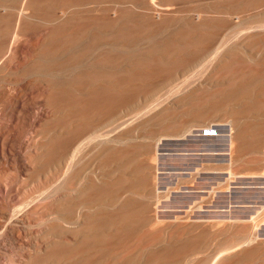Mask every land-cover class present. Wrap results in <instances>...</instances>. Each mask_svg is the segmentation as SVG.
<instances>
[{
  "label": "rangeland",
  "instance_id": "obj_1",
  "mask_svg": "<svg viewBox=\"0 0 264 264\" xmlns=\"http://www.w3.org/2000/svg\"><path fill=\"white\" fill-rule=\"evenodd\" d=\"M114 1H115V3H113V0H93V1L91 0L90 2L87 3L89 5L86 4L88 7H86L85 5L83 7H82V5H75L76 7L78 6L77 8L75 6L74 7L71 6V9L75 8L74 11L76 13L78 11H80L82 8V11L78 13L77 18H79L82 15V13L84 12L83 10L86 7L85 11H87L88 15H90V19L86 18V20H87L86 23L91 22V24L89 23L90 26L87 23V28H88V26L91 28L87 29V32H89V33L87 34V32H86V35H88V36H85L84 39H85V41L86 40L88 41L89 38H92L91 39L92 45L89 43L90 40L88 42L86 41L85 43H84V39L82 40L83 42L80 41V43L82 42L81 44L79 43L78 46L75 45L72 48L73 50L72 49L70 50L72 52H70V51H68V52H70L71 54L74 53V55H72V58H73V56H75L74 58H77L81 52L77 51L76 49L77 48H78V50L81 49V51H83V52L85 51V53L86 52L87 53L86 54L83 53L85 56L82 54H80V56H82V58L84 57L85 60L86 59L87 60L85 61V60H83L84 58L82 59L79 56V59L81 58V60H83V61H81L77 58V61H78L77 65L78 66L76 65V67H74V69H72L73 67L71 69H67V70H66V68H63V69H60V73L58 72L59 71L58 69H55L56 71L52 70L50 73H48L49 75L44 74V72H42L41 70L37 71L36 68H35L36 69L35 70L32 67L33 66L32 61L34 62L36 60L34 62L35 64L38 62L37 64H43L44 63V64H47V65L54 67L55 65H57V60L59 58L61 59V57L60 56L58 57L57 55L47 56L48 54H45L44 52L42 53V50H44V48H43L44 47L43 46V38L45 35L44 33H46L45 31H47L48 29H50L51 27L56 25L58 23V21H53L54 24L52 22H51L52 23L51 24L50 21L48 22L47 20L44 21L43 15L40 13H36V12H41L42 10H38V9L35 10L34 9L36 11L35 12L36 16L33 17V15H31V16H29V18L26 17V19H28L27 21H30L29 24L27 23V21H26V23L28 25H31L32 27L36 26V28L35 27L31 28L32 29V30H30L31 33L25 32L26 35L23 34V35H21L22 37L19 38V40L22 41L20 52L22 51L23 55H22V53H20L21 55L18 58H24L25 59V60L24 59L22 60L23 64H20V65H24L25 67L19 66V67H21L20 68L21 70H19V67H18L16 72L13 70V71H10L11 73H7V76L9 75L8 76L9 78L7 76H5L6 75V73H5L4 75H2V77L4 76L5 79L3 78V80L2 79H0V80L8 88L11 87L9 89H12L14 87V89H12V92L15 93V90H16L17 94L23 92L24 94L28 93L30 95L31 91L29 93V91H28L29 89L27 87L24 88V83L28 79H31L32 77H34L35 78L34 83H37L38 80H40L42 77L51 76L54 72L58 73L59 76L61 75L60 76L61 79L63 76H65V77H66V75L68 76V74H71L70 76L72 77L73 72L76 76V74H79L76 71L78 69L80 70V68L83 69V67H84L83 71L84 70L86 71V69H87L86 72H88V69L92 70V71L90 70V72H91L90 79L91 80H92V78L93 79L96 78L95 82H94V80H92L94 84L92 83V81H90L89 86L91 87V85L93 86V85L98 83L97 84L98 86L95 85L94 87H91V88L100 87L97 89H101V87H103L104 85L110 84L111 83L110 81L113 80L112 81L113 83H111L109 85L111 87V89H110V87H108V89H107L108 91L111 92V90L115 87L114 88L115 90H112L111 93H114L113 91L118 90L117 92L119 94H121L122 93V92L120 93V90H121V91H124V92H127L130 94V96L128 94L127 97L126 96L124 97L125 99L128 98L127 100L124 99L123 101L120 102V104L122 103L121 108L118 107V112L121 111V113L123 114V119L125 118L124 119L125 122L118 127L119 129H120V127H121V129H125V130L120 129V131H123V132H121V135L123 134L124 136L120 135L119 129L117 128L116 129L117 132H116V130H113L109 133L110 135H113L112 137H114V138L116 137V141H113V142L105 141L106 143H104V141H103V143H102V144L106 145V144H108V142H110L112 144L117 142L112 147H110L111 146L110 143H109L110 146L107 145L108 148H111L110 149L111 151L113 150L112 148L116 147L114 149L115 153H114V151H113V153L111 151L109 153V150L106 149V150H104V153L107 151L105 153V155H104V153L102 154L105 157L103 156V158H102L101 157L102 155H99V150H97L98 147H96V149H95V147H93L95 150L98 151V153H95L97 151L92 149L93 154L91 155L92 152L89 149L88 152L90 154L88 153V156H86V158H87V159L85 158L86 162H84L85 160L83 159L84 160V161L82 160L83 163L81 162V165L78 163V166H76V167H81V166L86 165L85 167L87 169V172L89 170H90V173L93 172L91 174H89V172H88L89 181H88L87 185L90 183L93 184L94 182H95V184H97L99 181H97V177L95 176V175H97L96 172L98 170L99 171L102 170L101 172H103V174H105L103 176L105 178H107V180L104 181V182H106L105 185H107V182H109V186L111 185L113 187V185H114V187L116 186V188H118V189H120V186H122L123 189H125V190H123V189L122 190L121 189L116 190L114 187L110 188L111 186L108 189V187L105 186L107 189L106 190V193H107L106 194V199H107L106 201L109 203H111L110 201H112L111 204H108L106 206L107 207L106 211L108 210L111 213H114L115 212L114 209L118 210L120 202L122 201V205H123V202L125 200H127V199H125V197H127L128 200L125 202L129 203V200H131L134 203H138V204H134V203L130 202V203L134 204L135 206H137L139 204H141L139 206L143 205V207L148 206L147 212L149 214L150 213L153 214V215L150 214L152 217V219H150V222L149 221L144 222L147 219L146 220L143 219L144 223H142V224H140L142 222V219H141V222H138V220H137L136 222H138L140 225L137 224L135 221L133 222L135 225L137 224L136 226L138 227V230L141 228L143 233H145V231L147 232L146 234L142 235V238H141L142 240L141 239L139 240V242H138L139 244L138 243L136 244V242H135V244H136L135 245L134 242H131V243H128V245H126L123 248V250L122 249L118 250L120 252L116 251L118 253L114 252V254L113 253L108 254V256H106L107 260H105V264H144L146 261L148 262V264H150V261L152 258L147 257L152 253V252H150V250L151 251L153 250V253L155 251V253H157L158 255L160 254V251H161L162 254H160V256H163V253L167 252V250L164 251L165 250L164 248H167V247H172L174 250L179 249V251L181 250V248L182 249L184 248L182 252H184V250H186L185 251L186 256L183 257L181 255L180 257L183 258L182 259L183 261L181 259H179L181 261L178 260L177 261L178 264H210L209 261L211 262L213 256L216 253H218L219 251H220L219 253L226 251V249H224V248L227 246H232V245L236 246V243L238 244V242H240V243H241V241L243 242L244 238H246V236H248V234H251V233H252L251 236L256 237V238L253 237L252 241H254L255 239L256 240L253 243L251 242L250 244H252L253 246L259 245L258 247L254 248V247H252V245H250L251 248L254 249V250L250 249L251 250L250 252H248L249 248H250L249 245H248L249 248L246 245V247L248 249H245L244 248L245 246L240 247L241 250H240V248H238L237 250L234 249V251L232 250L233 253L232 252L230 254L228 253L231 256V258H229L230 256L226 252H224V254L221 256V258H219L220 259L219 261H221L220 262L221 264L222 263H225V264H264V192H263L264 191V183L262 182V181H264V178L259 176V175L257 176V175L253 174V173H257L261 170H264V104H262L260 101V100H262V102L264 103V101H263L264 100L263 99L264 98L263 97L264 96L263 95V93H264V28H262V27H264V0H192V1L153 0L155 2V5H156L155 9H157V11L155 10L156 12H154V10L152 9L151 15H153L155 22L159 21L158 22L159 25L156 23L158 28H157L156 24L154 23V21H152V22L150 21L151 22V24H150L149 18H146V17L151 16L150 15L151 9L148 8V10H147L146 9L147 7L143 6L144 4L141 3L142 5H138V2H136V1H134V3H130V1H128V2L126 1L127 4L125 3V1H121L123 3H121L120 0H114ZM9 2H11V3H9ZM17 2L19 3V0L18 1L17 0L8 1V7L9 8H7V10H6L8 14H9V12L11 13V9L13 7H16L15 10L13 8V12L16 11V9H18L17 8V4H18ZM108 3L110 6H108ZM10 4H12L14 6L12 7V6H10ZM111 5H113L115 7L114 10H113L114 7H112V9L110 8ZM158 5L170 7L169 8L170 11L168 10L169 12L167 11L164 14H162L164 11L163 12L161 11V13L159 14L160 10L163 7H159ZM80 6H81V8H80ZM141 6H143V9ZM78 8L80 10H78ZM106 8H107V10H106ZM116 8H117V10H116ZM118 8L120 11L118 10ZM158 8H160V9H158ZM108 9H111V10L109 11ZM121 9H123V11H121ZM196 9L198 11H196ZM72 10H70V12L73 13L74 11H72ZM115 10L121 12V15H122V13L125 12V16L123 18H121L120 13L117 12L119 14V17H118V15H116ZM193 10L196 12L194 13ZM107 11H109V12L107 14H104ZM75 12H74V14L71 13V15L74 16L75 20H77L75 17L76 16ZM87 12H84V14H86ZM198 12L201 15V17L202 16L203 17L201 18V21H198V25H197L195 21H193L194 22L193 23V22H191L192 20L191 21L189 20L190 19L189 16H191L192 13L196 14ZM79 14H81V15H79ZM113 14L115 15V17ZM138 14H140V15H138ZM146 14L149 16H147ZM86 15H84V16L86 17ZM104 15H108V17L104 16ZM159 15H161V16L164 15L165 17L162 16V18H163L162 19L161 16H159ZM103 16L108 18L107 21L104 23V26H106V27L111 26L110 27L111 29L109 28L110 30L108 29L106 31V27L104 28V26H102V27H103V30L105 29V31L101 30L102 29L101 25L103 24L102 21L105 20V18ZM31 17H32V19H31ZM87 17H89V16H87ZM116 17H118V19ZM34 18H35V20H34ZM39 18H40V20H39ZM99 18H100V20H99ZM158 18L159 19L161 18V19L157 21ZM26 19H24V20H26ZM29 19H31V20H29ZM101 19H103V20H101ZM231 19H233V20L238 19L236 22L237 25L235 24L232 26L231 24L228 25L229 23H227V24H225V25H227L226 26L227 29L226 28L225 29L228 31L227 34H229L230 36L231 35L232 36L235 35V36H233V37L231 36L230 39H224L223 40L224 43L216 44L217 46L215 45L213 47V52L210 55H208L207 57L202 58L201 59L202 61L198 60L199 62H197V61L193 62L192 60L194 58L191 57V53L195 52V51L194 50L192 52H189V51H191L193 48L196 50V48H195V46L192 45L193 43L184 42L185 40L181 38L180 34L185 33V31L187 32L186 29H188V30H190V32L194 31L195 35H197V38H200V37H198V34L201 37L203 35L204 36L206 35L205 37H207V36H209L210 32L213 31V30L210 31V29H212L213 25H214L213 28L215 29L216 24H219V23L221 24L222 21L224 23H226L227 20H228L227 22H230ZM204 20H206V21L204 22ZM110 21H112L114 23H112ZM145 21H147V23ZM0 22H1L0 25L5 26V24H6L5 20L0 21ZM148 22H149V24H148ZM217 22H219V23H217ZM31 23H33V24H31ZM137 23H138V25H137ZM141 23L144 25H142ZM152 23H153V25H152ZM161 23L162 24L164 23L163 26H160ZM199 23H200V26H199ZM96 24H99V28L100 27L101 28L99 29L98 27H95ZM113 24H114V26H112ZM194 24H195V26H194ZM45 25H47V26H45ZM107 25H109V26H107ZM139 25L140 26L142 25L143 27L142 26L140 27ZM260 25H262V27ZM3 26H0L1 27L0 32H1V30L2 31L4 30L3 31L4 34H7V36H8L10 31L8 32V30L5 29V27L3 28ZM137 26H139L140 28ZM44 27H45V29L43 31ZM136 27L139 29H137ZM192 27H193V29H191ZM98 30H101V31H98ZM138 30H139V32H138ZM182 30L184 31L183 33L181 32ZM178 31H179V33H178ZM3 32L0 33V41L4 37H7L6 35L3 34ZM42 32L44 35H42ZM105 32L107 33V35L106 34L104 35ZM90 33H92V34H90ZM1 34H3V35H1ZM10 34H11L10 37H12L13 34L11 32H10ZM102 35H104V36H102ZM23 36H26V37H24L25 40H24ZM97 37H98V39H97ZM86 38H88V39H86ZM93 38H94V40H93ZM93 42L96 43V45ZM86 43H88L90 45L89 48H88L89 45ZM83 45L84 46L86 45V46L84 47ZM80 46H82L84 49L86 48V50H84ZM39 48H41L42 50ZM87 48H88V51H87ZM201 49H203V48H201ZM201 49H200V52H201ZM166 50H167V52H166ZM75 51L77 53H75ZM184 51L186 52V55H187L186 56L187 61L185 60L186 63L184 60H182L183 63H179L180 61L177 60V57L170 58L169 61H171V63L170 62L168 63L167 60L169 58H165V57H168V55L165 53H169V55H173V56L177 54V56H178L182 52L185 55ZM78 52H80V53H78ZM196 52H195L196 54L193 53L194 54L193 57L199 53V50L197 49ZM189 53H190V55H189L190 57L188 56ZM214 53H215V55H214ZM71 54L66 52L65 55L67 57L70 55L69 57L71 58ZM53 56H55V58ZM66 56H64V58ZM56 57H58L57 60H56ZM27 58L29 60H26ZM40 58L42 60H40ZM98 58L101 61H104V62H102L101 65H100L101 61ZM101 58L102 59L105 58V59L102 60ZM218 58H219V60H218ZM221 58H222V60H225V61H222L223 64L220 62ZM62 59H63V57H62ZM119 59H120V61H119ZM145 59H147V60L149 59L148 61L146 60L147 61L146 63H148L149 61H150V63L145 65L144 64ZM165 59L169 65H171V64L176 65V63H177L176 61H179L178 62L179 64L177 63V65L188 64V65H186V66H188L186 68L187 70L184 71L183 76L182 75L179 76L178 78L173 80L171 83L167 84L166 86H162V87L158 88L159 90L157 89V90L152 91V93H147V95L145 96V99H144V97H142L144 92L141 91L142 92L141 93L140 90L143 89L144 91L145 90L147 91L152 87V86L145 87L148 85L147 84L148 80L147 81L144 80L145 78L146 79L148 78V77H146V74L148 73V72H146L147 70L145 71L146 74H144L145 68L146 67H147V69L150 68V70H151L150 73H152L153 70H154V72L155 71L157 72L156 68L158 69V66L160 65L161 67H159V69H158V72H159V70H161L162 68L165 69V68H167V66H169L164 61ZM171 59H173V60H171ZM215 59H217L218 61L216 62ZM44 60H47V61H44ZM98 60H99V67H101L102 70H100L98 67ZM54 61H56V64ZM79 61H81V62H79ZM84 61H85V63H84ZM173 61H175V63ZM27 62H29V64ZM30 62L32 64V66L30 65ZM157 62H159V63H157ZM191 62H193V63H191ZM219 62L221 65L220 64L215 65V64H218ZM236 62L237 63L242 62L243 64L239 63V65H238ZM25 63H26V65L28 64L27 65L28 67L25 65ZM82 63H84L83 66L81 65ZM103 63H104V65H103ZM86 64H87V66H86ZM109 64L111 66H109ZM154 64H155V66L158 64L155 67V69H154ZM165 64H167L166 67H165ZM230 64H231V66H230ZM147 65H150V66H147ZM214 65H215V67H214ZM222 65H223V67H222ZM183 66H185V65H183ZM235 66H239V68L241 66L240 71L236 72V70H239V69L236 68V70H234ZM117 67H119V69H117ZM217 67H219V68L217 69ZM230 67H232V69L234 68L233 70L235 72L233 70L231 71ZM243 67H245L244 68L245 70H243ZM22 68H23V70H22ZM24 68L25 69L27 68V70H29V69L30 70L26 71ZM103 68H106V69H103ZM249 68L254 69L259 75L258 79H260L259 80L260 83L258 80L257 81L255 80V82H257V83L254 87V90L258 94V97L257 96H256V98L254 97L256 95V93H255V94L251 95L250 97H248V99L247 98H246V100L244 99L243 100L244 103L243 102H237V103H233L234 105H223L222 107L220 106L218 109L217 108H215V109L211 108L210 109L208 106H206V105H209V102H211L212 97L217 99V96H219L218 99H222L221 97H224L226 95V91L229 89V87L231 88L232 84H233V86L235 84H238L239 76L240 75L244 76L243 75L244 72L247 69L249 70ZM31 69H34V70L32 71ZM82 69H81V71L78 70L81 74L84 73V72H82ZM241 69L244 72L242 71L243 73L240 74ZM166 70H163V71L165 72ZM254 70H252V71H254ZM64 71H66V72H64ZM68 71L71 73H67ZM103 71H105V72H103ZM141 71H143V72H141ZM168 71L169 70H167V72ZM213 71H216V72L214 73ZM61 72H62V74H61ZM90 72H88V74H90ZM110 72L111 73L113 72V73L111 74ZM231 72H234V73H231ZM64 73H65V75H64ZM99 73L101 75H102V73H103V75L104 74L105 75L99 76ZM115 73H117V74L115 75ZM140 73L142 74L143 79H141L142 77L141 78L139 77L141 75ZM166 73H163V74H166ZM93 74H94V77L91 78V76ZM106 74L107 75L110 74L108 76L113 75V77L117 76L116 78L119 77L118 78L119 81L115 80V82L118 81L117 83H115L114 82L115 78H113V79H112V77H110L111 79L109 77L106 78V76H107ZM245 74H248V73H245ZM53 75H56L58 78L57 74H53ZM53 75H52V78L56 77V76L53 77ZM150 75H152V74H150ZM70 76H68L67 78H69ZM233 76H235V77H233ZM242 76H240V77H242ZM99 77H100V79L101 78L102 79L100 80ZM104 77H105V79H104ZM108 78H109V80H108ZM61 79L59 78V80H61ZM97 79H99V80H97ZM107 80L110 83H108ZM1 81H0V86L2 85ZM97 81H99V82H97ZM100 81L101 82L103 81L102 82V84L104 83L103 86H99ZM105 81H106V84H105ZM121 82H122V84H121ZM187 83L188 84L190 83L193 85H187ZM229 83L231 86H229ZM240 83L241 82H239V84ZM242 83H244V82H242ZM180 84H181L182 88H181ZM239 84L237 86H240ZM4 85H3V87H4ZM200 85L201 86L203 85V87H201ZM189 86L192 87L193 89H191ZM194 86H197V87L194 88ZM175 87L177 89H174ZM106 88L107 87L104 86L103 89H106ZM185 88L188 91L187 93H186ZM197 88H198V90H197ZM18 90L21 92H17ZM190 90L192 92H190ZM220 90H222V91H220ZM258 90H259V92H261V94L258 93ZM24 91H26L27 93ZM224 91H225V95L221 96L222 94H224ZM137 92H139L138 94H139V96L141 95V97L138 98V96H136ZM189 92L192 94H190ZM33 93L36 94V92H33ZM33 93H31V95H35ZM178 93H180V94H178ZM183 93H184V96H182ZM185 93H186V95H185ZM193 93H195V94H193ZM260 96H261V98L262 97L263 98L262 99L259 98ZM195 98H196V100H195ZM253 98H255V99H253ZM147 99H149L150 101ZM192 100H195V101L192 102ZM164 101L166 103H164ZM198 101H199V103H198ZM160 102H161V105L163 104V107L159 106ZM193 104H195L196 106ZM157 105L159 108H157ZM202 105H203V107H201ZM204 106H205V108L207 107L209 110L207 108L204 109ZM0 107H1L0 108V111H1L0 112V120H2L4 118L3 114H5L4 112L7 109H9V107H10V103L7 102L6 104L1 105ZM198 108L199 109L201 108L200 111H202V108H203L204 111H202V113H201V112H199ZM162 109H164V112L162 111ZM212 109L215 111L213 112ZM158 110L160 111V113L158 112ZM155 111H157L158 114H156ZM235 113H236V115L239 114V117L237 120L234 119V117L236 116ZM241 114L244 115L242 118L240 117V116H242ZM124 115H125V117H124ZM128 116H130V118ZM232 116H233V118H232ZM132 118L133 119L135 118L136 120H134L135 122L129 126V124H130L129 122L130 121H131V123L133 122V120H131ZM235 118H237V117H235ZM128 120H129V122H128ZM147 120H149V121H147ZM232 120H235V121H233V124H232V122H230ZM52 121H53L52 123H54V120H52ZM49 122H51V121H49ZM198 123H200L201 126ZM125 124L127 125L126 127H128V128H125ZM192 124H194V125H192ZM230 125L231 126L233 125L232 126L233 128ZM184 126L185 127L186 126L187 127L192 126L191 128H189L190 132L188 129H186V132H185ZM122 127H124V128H122ZM229 128H231V129H229ZM126 131H127V133H126ZM114 132H116L115 133V135L117 134L116 136H114V134H112ZM232 132H234L235 136ZM230 133L235 137L234 140L236 139L235 145H237V143H239V142H240L239 144L246 143L248 145L246 152L243 150L241 151V153H237L235 151V153H237V154H234V152H233V154H231V156L233 158L228 154L229 150L226 146V144L228 142V138H230V135H231ZM238 145L235 146L236 147L235 149H237ZM107 146H106V148H107ZM151 147H152V149L149 150V148H151ZM120 150H121V152H119ZM130 150H131V152H130ZM152 150H154L155 152ZM108 153L111 156H109ZM154 153H155V155H154ZM90 155L93 156L92 159L93 160L95 159L94 161L89 158ZM112 156H115V157L113 158ZM94 157H97V158H94ZM153 157H155V158L152 160L151 158H153ZM201 157L203 159H201ZM149 159L152 160L153 162L150 161ZM195 159L199 160V164L197 166H199V165L200 166L198 167V169H196V170L193 169L190 171L187 166L189 164L193 163L194 161L196 162ZM229 159H231V160H229ZM87 161H89L88 162L89 164H85V163H87ZM204 161H205V163H204ZM135 162H137V163H135ZM142 162H144V163H142ZM148 162H150V163L152 162L153 164L152 163L150 164ZM186 162H188V163L186 164ZM200 162H202V163H200ZM206 162L209 164H207ZM95 164H97V165H95ZM149 164L151 166H154V167H151V169H149L150 168ZM98 165H100V166H98ZM137 165H139V167ZM185 167H187L188 169ZM199 168H201V169L199 170ZM103 169H105V170L103 171ZM146 170L148 172L147 174L145 173ZM229 170H234V173L231 174V177L226 178V177H228L227 171H229ZM136 171H138V172H136ZM192 171H195L197 173L195 174L193 172L194 174H192L191 173ZM198 172H199V174H198ZM143 173L146 174L147 176L141 177V176H144ZM154 173H156V174H154ZM139 174H140V176H139ZM91 175H94V176L92 177ZM90 176L92 179L95 177V179L90 181V179H91ZM136 176H139L140 177L139 179L142 178L141 182H138L139 179ZM233 176L235 178H233ZM143 178L146 179V181H145L146 183L143 181ZM110 182H112V183H110ZM153 182H156V183H154L155 187H152L151 189H153V190L151 191L150 186L153 184ZM196 183H198V184H196ZM132 184L133 185L136 184L135 186H138L140 188L142 187L140 189L142 192L139 191L141 193V194H138L139 196H137V194L134 192H133L134 195H133V193L132 194L129 193V192H131L129 189H131ZM139 184L141 186H139ZM224 184H226V185H224ZM76 185L78 186V184H75V187H77ZM195 185H197V186H195ZM221 185H224L223 186L224 190L221 189L222 188ZM129 186H130V188H128ZM92 187H94V185ZM217 187H219V189H217ZM155 188H157V189H155ZM194 188H196V189H194ZM111 189H112V191H111ZM113 189H115L117 192L114 191ZM126 189H128V190H126ZM109 190H110V193H112L114 191L117 194L119 191V193L121 192L123 196L120 197L121 196L120 194H118L119 196L117 194L115 196V194H113L114 192L110 195V194H108ZM154 190H156V192L158 191L157 193L159 195L157 193H155ZM212 190L214 191V193ZM220 190H222L224 192H222ZM81 191L79 190V188L77 191H74V192L80 193V194L77 193L78 195L76 193L74 194L77 196V197L75 196L76 199H81L80 196H83ZM209 192H211V193H209ZM142 193L143 194L148 193V194L142 195ZM129 194L133 195V196H130ZM150 194H151V197L149 196ZM236 194H237V197H236ZM157 195L159 198L157 197ZM109 197L111 200L109 199ZM153 198L155 199L154 200L155 202H156V200H158L157 201L158 203L153 205L152 204ZM211 198H213V199L211 200ZM188 200H191V201H188ZM195 200H196V202H195ZM219 200H220V202H219ZM77 201H79V200H77ZM117 201H118L119 205H118ZM202 201H204V202H202ZM114 202H115V204H117L116 206L114 205ZM132 204H131V207H134V206H132ZM76 205H77L76 210H74L76 212H79V211L82 212L83 210H81V209L86 208V207H84V208L82 207L79 210V204H76ZM225 205H227V206H225ZM198 207H200V208H198ZM77 209H78V211H77ZM152 209H154V210H152ZM155 209H156V211H155ZM181 209H183V210L181 211ZM150 210L154 211V212H151ZM225 210H228V211H225ZM87 211L89 213H91L93 211V208H92V210H90V208H89V210H86L83 212H87ZM88 212H87L86 218H87V216L89 217V215L92 216L93 215L92 213H94L95 210L91 214H88ZM110 212H108V214H111ZM175 214H177V215H175ZM213 214H214V216H213ZM188 215H189V218H187ZM153 216H155V218L157 217V220L159 222L154 221L156 219H154ZM151 217H149V218H151ZM83 220L86 221V219H83ZM83 220L81 221L80 224L86 223V222H83ZM153 221H154V223L157 222L158 226H155L156 223L153 225L151 223ZM204 221H205V223H204ZM178 222H180L181 224ZM208 222H210V223H208ZM217 222H219V224L220 223L221 224L219 226H216L218 224ZM108 223H109V221H108ZM108 223H107V225L109 226L110 223L109 224ZM214 223L215 224L217 223V224L215 225ZM205 224L207 227L205 226ZM135 225H134V227L136 229L137 227ZM253 225H254V228H253ZM82 226H84V225H81L77 229L81 228ZM214 226H215V228H214ZM113 227H111V228L113 229ZM211 227H212V229H211ZM111 228H108L106 226V231L108 233H110L111 231L114 230V229L112 230ZM221 228H223V229H221ZM158 229L159 230L161 229V230L159 231ZM199 229L202 231H200ZM140 230H139V232H140ZM248 230H250L251 232L249 231V233H248ZM142 231L140 233H142ZM154 231L158 232V234H156ZM207 231H209V232H207ZM159 233H160V235H159ZM197 233H199L200 235ZM111 234H112V232H111ZM188 235L191 237H189ZM207 235H208V237H207ZM151 236H152V238H151ZM169 236L171 238H169ZM196 236H198V239H196L197 241L194 238ZM147 237L150 240L146 239ZM208 238H210V239H208ZM187 239H188V241H187ZM192 239L195 240L196 243L195 242L194 243L196 245L195 244L193 245ZM152 240H154V242ZM174 240H176V241H174ZM184 240H185V242L186 241L187 242L184 243ZM177 241L179 244L177 243ZM190 241H191L192 245L189 246ZM132 243L134 244V246L132 245ZM256 243H257V245H256ZM178 245H181L183 247L180 246L181 247L180 248ZM127 247H129V248H127ZM151 248H153V249H151ZM243 248L246 251H244V253H243L244 255L243 254L241 255ZM171 249H169V251H171ZM188 249H189L190 253L188 252ZM231 249H233V247ZM2 250H1V246H0L1 253H3ZM162 250H163V252H162ZM238 250H239V252H241L240 254L238 253ZM156 251H158V252H156ZM4 252L6 254L5 253L0 254V257L2 256L0 259L3 258L0 261V264H8V263H11L14 259H17L16 258L17 253H18L17 250L15 251L14 249L13 250L8 249L7 251L5 250ZM251 252L253 254H250ZM153 253H152V255H153ZM155 253H154V255H157ZM254 253H255V255H254ZM165 254H167V253H165ZM8 256H9V258H8ZM11 256H12V258L14 257V259L11 258V260H10ZM134 256H136V257L134 258ZM146 257L148 260L146 259ZM164 257H166V256H164ZM224 257H228V258H224ZM167 258H168V254H167ZM165 260H164L165 263L161 262V261H163V259L160 260V262L159 261L158 262L160 264H167V263L170 264L171 263L170 260H168L170 262H168L167 259H165ZM219 261L215 262V264H219ZM174 262L175 261L172 260L171 264H173ZM159 263H157V264H159Z\"/></svg>",
  "mask_w": 264,
  "mask_h": 264
},
{
  "label": "bare ground",
  "instance_id": "obj_2",
  "mask_svg": "<svg viewBox=\"0 0 264 264\" xmlns=\"http://www.w3.org/2000/svg\"><path fill=\"white\" fill-rule=\"evenodd\" d=\"M8 1L10 0H0V21H3L5 20L6 24L5 26L3 25H0V26H3V28L5 27V29L8 30V32L10 31L13 36L10 37V32H9V35L7 36V34H4V30L1 32H3L4 35H6L7 37H4L1 41H0V79L3 80V78L5 79V77L2 75H4L6 73L5 76H7V73H11L10 71H15L18 69L19 66L23 67L24 65H20V64H23L22 63V60L24 58H18L22 53L23 55V52L21 51L20 52V49H21V43L22 41L19 40L20 37H22L21 35H26L25 32L29 33L30 30H32L31 28L35 27L36 26H31V25H28L30 21H27L28 19H26V17L29 18V16L35 15V10L38 9V10H42L41 12H36V13H40L43 15V19L44 21H50V23L52 22L54 24L53 21H58V23L56 25H54L53 27H49L50 29H48L47 31H45L46 33L43 34L42 32V35H44V38H43V48L44 50H42V53L44 52L45 54H48L47 56H50V55H57L58 57L60 56L61 59L57 60L58 57H56V60H57V65H55L54 67L50 66V65H47V64H35L34 62L32 61V64L30 62V65L35 69L38 70H41L42 72H44V74H47L49 75L48 73H50L52 70H55V69H58L57 71L60 73V69H63V68H66L67 69H74V67H76L78 61H77V58L79 59V56L80 54L84 55L83 53H85V51H81L78 50V48L76 49L77 51H80L78 53L79 56L77 58H74L75 56H73L72 58V55L70 51L75 45L78 46V44L80 43V41H82L85 36H88L86 35V32H87V29L91 28L89 27L91 22H87L89 24L88 28H87V23H86V18L90 19V15H88V12L85 11L86 7H88L87 4L88 2H90L91 0H19V3L17 4V8L16 11L13 12V8L15 10L16 7H13L14 5L10 4V6H12L13 8L11 9V13L9 12V14L7 13V8L8 7ZM18 1V0H17ZM93 1V0H92ZM121 1H130V3H134V1L138 2V5H142L144 4L143 6L147 7L146 9L148 10V8L151 9L150 11V15L152 13V9L154 10V12L157 11L156 8V5H155V2L153 0H120ZM132 1V2H131ZM184 1H192V0H184ZM15 2V1H14ZM135 2V3H136ZM140 2V3H139ZM11 3V2H9ZM112 3V2H111ZM113 3H115V1L113 0ZM123 3V2H121ZM142 3V4H141ZM87 4V5H86ZM127 4V3H126ZM157 4V3H156ZM75 5H82V7L85 5L86 7L84 8V12H87L86 14H84V12L82 13V15H86V17L81 14L79 18H77L78 16V13L82 11V8L81 10L78 8V11L77 13L74 11L75 8H72L71 9V6H75ZM115 5V4H114ZM16 6V5H15ZM108 6L109 3H108ZM143 6L142 9H143ZM159 6V5H158ZM76 7V6H75ZM78 7V6H77ZM76 7V8H77ZM112 7H114L113 5H111V9ZM119 7V6H118ZM159 7H163L159 14L161 13V11L163 12L162 14H164L165 12H167L169 10L170 7H166V6H159ZM165 7V8H164ZM70 8V9H69ZM108 8V7H107ZM106 8V10H107ZM35 9V10H34ZM111 9H108L109 11ZM115 9V7L113 8V10ZM145 9V8H144ZM160 9V8H158ZM192 9V8H191ZM190 9V10H191ZM37 10V11H38ZM70 10L74 11L75 14H76V19L78 20H75L74 19V16L71 15L72 12H70ZM77 10V9H76ZM91 10V9H90ZM89 10V11H90ZM117 10V8H116ZM115 10V11H116ZM119 10V8H118ZM156 10V11H155ZM109 11H107L106 13L104 14H107ZM120 11V10H119ZM119 11H116V15H118L119 17V14L121 15V12ZM121 11H123V9H121ZM159 11V10H158ZM170 11V10H169ZM168 11V12H169ZM172 11V10H171ZM194 11V10H193ZM196 11H198L196 9ZM194 11V13L196 12ZM74 12L72 14H74ZM114 12V11H113ZM118 12V13H117ZM149 12V11H148ZM112 13V12H111ZM189 13V12H188ZM192 13L190 17V21L193 22L195 21L196 24L198 25V21H201V15L198 13L194 14ZM102 14V13H101ZM115 14V13H114ZM113 14V15H114ZM149 14V13H148ZM110 15V14H109ZM140 15V14H138ZM147 15V14H146ZM145 15V16H146ZM155 15V14H154ZM158 15V14H157ZM41 16V15H40ZM89 16V17H87ZM104 16H107L108 15H104ZM103 16V17H104ZM125 16V12L122 13L121 15V18H123ZM149 16V15H147ZM161 16V15H159ZM164 16V15H162ZM161 16V18H162ZM102 17V18H103ZM115 17V15H114ZM118 17H116L118 19ZM137 17V16H136ZM141 17V16H140ZM165 17V16H164ZM38 18V17H37ZM105 20H103V24L101 25L104 26V23L107 21L108 18L104 17ZM113 18V17H112ZM139 18V17H138ZM137 18V19H138ZM146 18H149V22L151 21H154V23L158 24V20H160L159 18L157 19L158 22H155V19L153 17V15H151L150 17H146ZM26 19V20H24ZM32 19V17H31ZM29 19V20H31ZM163 19V18H162ZM204 19V18H203ZM35 20V18H34ZM40 20V18H39ZM100 20V18H99ZM114 20V19H113ZM141 20V19H140ZM147 20V19H146ZM165 20V19H164ZM222 20V19H221ZM220 20V21H221ZM238 20V19H237ZM237 20H233L231 19L230 22H227L226 20V23H224L222 21V23L220 24H216L215 25V29L213 28L212 26V29L213 30L212 32H210L209 36L205 37L204 35L201 37L199 36L198 34V37L200 38H197V35H195L194 31H191L186 29L187 32L185 31V33H183L184 31L182 30L181 32L183 34H180L181 35V38L184 39L185 41L184 42H188V43H193L192 45L195 46L196 50L193 48L191 51L189 52H192L193 50L196 52L197 49L199 50V53L197 55H195L193 57V53L195 52H192L191 53V57L194 58L192 61L195 62H199L202 58H205L207 57L208 55H210L212 52H213V47L216 45V44H219V43H224V39H230L231 36L228 33V31L226 30L227 29V23H229L228 25H235ZM27 21V23H26ZM33 21V20H32ZM31 21V22H32ZM43 21V22H44ZM89 21V20H88ZM91 21V20H90ZM137 21V20H136ZM203 21V20H202ZM206 20H204L205 22ZM4 22V23H5ZM35 22V21H34ZM42 22V23H43ZM109 22V21H108ZM112 22V21H110ZM141 22V21H140ZM143 22V21H142ZM147 23V21H145ZM148 22V24H149ZM150 22V24H151ZM162 22V21H161ZM165 22V21H164ZM3 23V24H4ZM41 23V22H40ZM47 23V22H46ZM51 23V24H52ZM114 23V22H112ZM118 23V22H117ZM144 23V22H143ZM194 23V22H193ZM1 24V22H0ZM33 24V23H31ZM48 24V23H47ZM111 24V23H110ZM142 24V23H141ZM147 24V25H148ZM156 24V26H157ZM164 24V23H163ZM163 24L161 23L160 26H163ZM202 24V23H201ZM205 24V23H204ZM106 25V24H105ZM138 25V23H137ZM144 25V24H142ZM141 25V26H142ZM153 25V23H152ZM159 25V24H158ZM203 25V24H202ZM237 25V24H236ZM47 26V25H45ZM109 26V25H107ZM114 26V24L112 25ZM140 26V25H139ZM137 26V27H139ZM140 26V27H141ZM155 26V25H154ZM195 26V24H194ZM199 26H200V23H199ZM262 27V25H260ZM95 27H98L99 28V24H96ZM100 27V28H101ZM106 26H104L105 28ZM111 27V26H110ZM110 27H106V31L110 28ZM136 27V28H137ZM139 27V28H140ZM143 27V26H142ZM2 28V29H3ZM99 28V29H100ZM135 28V29H136ZM137 28V29H139ZM158 28V26H157ZM226 28V29H225ZM264 28V27H262ZM1 29V27H0ZM45 27L43 28V31H44ZM111 29V28H110ZM109 29V30H110ZM113 29V28H112ZM136 29V30H137ZM193 29V27L191 28ZM6 30V31H7ZM102 31H105V29L103 30V27L101 29ZM101 30H98V31H101ZM180 30V29H179ZM5 31V32H6ZM34 31V30H33ZM196 31V30H195ZM227 31V32H226ZM0 32V33H1ZM135 32V31H134ZM137 32V31H136ZM139 32V30H138ZM31 33V32H30ZM89 32H87L88 34ZM179 33V31H178ZM1 34V35H3ZM92 34V33H90ZM107 35V33L105 32L104 35ZM207 34V35H208ZM28 35V34H27ZM95 35V34H94ZM99 35V34H98ZM102 35V36H104ZM91 36V35H90ZM101 36V37H102ZM196 36V37H195ZM235 36V35H233ZM232 36V37H233ZM26 37V36H23V38ZM93 37V36H92ZM99 37V36H98ZM97 37V39H98ZM95 38V37H94ZM93 38V40H94ZM176 38V37H175ZM180 38V39H181ZM42 39V38H41ZM88 39V38H86ZM91 39L92 38H89L88 41L89 43L91 44ZM181 39V40H182ZM25 40V38H24ZM87 41V40H86ZM85 39H84V43L86 42ZM87 41V42H88ZM226 41V40H225ZM83 42V41H82ZM81 42V43H82ZM80 43V44H81ZM83 43V44H84ZM94 43V42H93ZM98 43V42H97ZM88 44V43H86ZM96 45V43H94ZM23 45V44H22ZM89 45V44H88ZM87 45V46H88ZM92 45V44H91ZM166 45V44H165ZM84 46V45H83ZM86 46V45H85ZM84 46V47H85ZM99 46V45H98ZM217 46V45H216ZM82 47V46H80ZM79 47V48H80ZM90 47V45L88 46V48ZM164 47V46H163ZM83 48V47H82ZM88 48H87V51H88ZM165 48V47H164ZM191 48V47H190ZM203 48V49H201ZM75 49V48H74ZM84 49V48H83ZM200 49H201V52H200ZM205 49V50H204ZM73 50V49H72ZM86 50V48L84 49ZM165 50V49H164ZM204 50V51H203ZM38 51V50H37ZM70 51V52H68ZM173 51V50H172ZM41 52V51H40ZM69 53L71 54V58L67 57L65 54ZM74 52V51H73ZM167 52V50H166ZM174 52V51H173ZM180 52V51H179ZM185 52V51H184ZM41 53V54H42ZM75 53H77L75 51ZM87 53V52H86ZM85 53V54H86ZM197 53V52H196ZM195 53V54H196ZM168 55V57H165V58H169L167 61L168 63L171 61L170 58H175L177 57V60L179 61H176L177 63H183L182 60H186L187 59V55H186V52H185V55L184 53L182 52L181 54H179L177 56L176 55H169V53H165ZM200 54V55H199ZM68 55V54H67ZM76 55V54H75ZM166 55V56H167ZM190 55V53L188 54V56ZM215 55V53H214ZM46 56V55H45ZM64 56H66L64 58ZM85 56V55H84ZM17 57V58H16ZM22 57V56H21ZM52 57V56H51ZM55 58V56H53ZM63 57V59H62ZM82 58V56H80ZM190 57V56H189ZM188 57V58H189ZM81 58L79 60H81ZM84 58V57H83ZM82 58V59H83ZM191 58V59H192ZM76 59V60H75ZM99 59V58H98ZM102 59V58H101ZM105 59V58H103ZM102 59V60H103ZM152 59V58H151ZM150 59V60H151ZM224 59V58H223ZM25 60V59H24ZM26 60H29L28 58ZM40 60H42L40 58ZM85 60V58L83 59ZM81 60V61H83ZM87 60V59H86ZM85 60V61H86ZM100 60V59H99ZM99 60H98V67H99ZM147 59H145V65L146 64H149L150 61L148 63H146ZM153 60V59H152ZM159 60V59H158ZM162 60V59H161ZM173 60V59H171ZM175 60V59H174ZM199 60V61H198ZM216 62L219 60L215 59ZM237 60V59H236ZM235 60V61H236ZM39 61V60H38ZM44 61H47V60H44ZM79 61V62H81ZM84 61V63H85ZM101 61V60H100ZM120 61V59H119ZM157 61V60H156ZM166 62V59L164 60ZM187 61V60H186ZM185 61V63H186ZM191 61V60H190ZM202 61V60H201ZM222 61H225V60H222L221 58V63ZM227 61V60H226ZM232 61V60H231ZM239 61V60H238ZM40 62V61H39ZM42 62V61H41ZM55 64H56V61H54ZM102 62L104 61H101L100 65L102 64ZM112 62V61H111ZM118 62V61H117ZM160 62V61H159ZM157 62V63H159ZM164 62V63H165ZM175 63V61H173ZM191 62V63H193ZM215 62V63H216ZM220 62L218 64H215V65H219ZM233 62V61H232ZM258 62V61H257ZM29 64V62H27ZM48 63V62H47ZM52 63V62H51ZM82 63L81 65L83 66ZM113 63V62H112ZM119 63V62H118ZM155 63V62H154ZM163 63V62H162ZM167 63V62H166ZM167 63V64H168ZM176 65L174 66L173 64L167 66V68L163 69V70H169L167 72V70L164 72L162 69L159 70L158 72V69L159 67H161L160 65L158 66V69L156 68L157 72L154 70L152 71V73H150V68L147 69V67L145 68L144 70V74L145 71L148 72L146 74V77H148L147 79L145 78L144 80H148L147 81V86L145 87H149V86H152L149 90H140V92H144L143 96L144 99H145V96L147 95V93H152V91L154 90H157L158 88L162 87V86H166L167 84L171 83L173 80H175L176 78H178L179 76H183L184 75V71L187 70L186 68L188 66V64H183V65ZM178 63V64H179ZM202 63V62H201ZM226 63V62H225ZM234 63V62H233ZM237 63V62H236ZM235 63V64H236ZM240 63V62H239ZM239 63H237L239 65ZM27 64V65H28ZM111 64V63H110ZM109 64V66H111ZM165 64V67L166 65ZM190 64V63H189ZM223 64V63H222ZM234 64V65H235ZM236 64V65H237ZM240 64H243L242 62ZM257 64V63H256ZM26 65V63H25ZM26 65V66H27ZM29 65V66H30ZM54 65V64H53ZM97 65V64H96ZM104 65V63H103ZM102 65V66H103ZM113 65V64H112ZM143 65V64H142ZM158 65V64H157ZM156 65V66H157ZM162 65V64H161ZM195 65V64H194ZM206 65V64H205ZM214 65V67H215ZM221 65V64H220ZM226 65V64H225ZM224 65V66H225ZM228 65V64H227ZM30 66V67H31ZM78 66V65H77ZM87 66V64H86ZM147 66H150V65H147ZM155 64H154V69H155ZM164 66V65H163ZM173 66V67H172ZM181 66V67H180ZM231 66V64H230ZM243 66V65H242ZM19 67V70H21ZM25 67V66H24ZM28 67V66H27ZM223 67V65H222ZM233 67V66H232ZM232 67H230L231 71L234 69L236 70V68H238L239 70H236L237 71H240V68L239 66H235L233 69ZM54 68V69H53ZM79 68V67H78ZM77 68V69H78ZM174 68V69H173ZM219 67H217L218 69ZM245 67H243V70ZM25 69V68H24ZM34 69H31L32 71ZM35 69V70H36ZM82 68H80L79 71H81ZM84 69V67H83ZM82 69V72L84 73H80L78 70L76 71L77 73L79 74H74L73 72V76L71 77L70 75L71 74H68V76H70L69 78H67L68 76L66 75L62 77L61 79V75L59 76L58 73H53V74H57L58 75V78L56 75H53L56 76L54 78H52V75L51 76H47V77H42L40 80H38L37 83H34L35 82V78L32 77L31 79H28L25 83H24V88H28L29 90V93L31 91V93L33 92H36L33 93L35 95H30L26 92L27 94H24L23 92L22 93H16V90H15V93L12 92V89H14V87L12 89H9L11 87H7L6 85H4V83L2 82L1 86H0V106L1 105H4L6 104L7 102L10 103V107L9 109H7L3 114L4 115V118L2 120H0V246H1V250L3 249L4 251L6 250H10V249H14L15 251L17 250L18 253H17V259H14V257L12 258V256L10 257V260L11 258L14 259L11 263H8V264H105V260H107L106 256H108V254H111L118 250H123V248L128 245V243H131V242H136V244L139 242V240L142 238V235L143 234H146L147 232L145 231V233H143L142 229L140 230V232L142 231V233L139 232L138 230V227L136 226L137 224H139L138 222H141V219H142V223L144 222H147L149 221L150 222V219H152L151 215H153L152 213H148L147 212V207L148 206H145L143 207L142 206H135L134 204H138V203H134L132 202L131 200H129V203L132 202V203H128V202H125L128 200L127 197H125V200L124 198V202H123V205H122V201L120 202V205H119V208L118 210L117 209H114V213H111V214H108V212L106 211L107 209V205L108 204H111L112 201H110V197H109V202H107L106 200V187H109V182H107V185H105L107 178H105L103 175V172L101 171H97V175H95L97 177V181H99L97 184H95V182L92 184H88V181H89V177H88V172L89 174L93 173L91 172L90 173V170L87 172V169H86V165L85 166H81V167H76L78 166V163L81 165V162L82 160L84 162H86V156H88V150L90 149L91 150V155L93 154V150L94 149L93 147H98L97 150H99V155H102L104 153V150L108 149L109 150V153H110V149L111 148H108V146L112 147L115 143H110V142H113V141H116V137H112L113 135H110L109 133L113 130H116L121 124H123L125 121L123 119V114L120 112H118V107L121 108V104L120 102L123 101L125 98V96L127 97V95L129 93L127 92H124V91H121L120 90V93L119 94L117 91H113L114 93H111L112 90H115L114 88L110 91H108V87H110L109 85L111 83H113L112 81H108L110 77L115 78L114 79V82L115 80H118L119 81V77L116 78L117 76H115L117 73H115V77H113V75L111 76H108L110 74H106V78H108L107 82L110 83V84H107V85H104L105 87H107L106 89H103L104 86L102 84V82L100 81V85L99 86H103L101 87V89H97V88H100V87H97L99 81H97L95 85H97L96 87L97 88H91V87H94L95 85H91V87L89 86L90 84V81L94 80V82L96 81L95 79H93L92 77H94V74L91 76L92 80L90 79V75H91V72L90 70L88 69V72H90V74H88L87 69L86 71L84 70L83 71ZM98 69V68H97ZM96 69V70H97ZM100 70L101 67H99ZM103 69H106V68H103ZM112 69V68H111ZM116 69V68H115ZM114 69V70H115ZM117 69H119V67H117ZM215 69V68H214ZM213 69V70H214ZM251 69V70H250ZM23 70V68H22ZM26 71H29L27 70V68L25 69ZM76 70V69H75ZM99 70V71H100ZM216 70V69H215ZM220 70V69H219ZM233 70V71H234ZM241 69V73H243V71ZM252 68H249V70L247 69L245 72H244V76L240 77L239 76V79L243 78L241 81L238 79L239 82H241L239 84L240 86H237L238 84H235L233 86L232 84V87L226 91V95H225V91H224V94H222L221 96L225 95L224 97H221L222 99H218L219 96H217V99L212 97L211 99V102H209V105H206L208 106L210 109L211 108H219L220 106L222 107L223 105H234L233 103H237V102H243L244 103V99L246 100V98L248 99V97H250L251 95L255 94V90H254V87L256 85L257 82H255V80L259 81L260 79L259 78V75L258 73ZM56 71V70H55ZM92 71V70H91ZM95 71V70H94ZM218 71V70H217ZM243 71V72H242ZM249 71V72H248ZM31 72V71H30ZM63 72V71H62ZM61 72V74H62ZM66 72V71H64ZM102 72V71H101ZM100 72V73H101ZM105 72V71H103ZM143 72V71H141ZM167 72V73H166ZM187 72V71H186ZM214 73L216 71H213ZM235 72V71H234ZM234 72H231V73H234ZM14 73V72H13ZM67 73H71V72H67ZM99 73V76L101 75ZM111 73V72H110ZM113 73V72H112ZM111 73V74H112ZM163 73H166V74H163ZM245 73H248V74H245ZM40 74V73H39ZM141 74V73H140ZM139 74V75H140ZM152 74V75H150ZM236 74V73H235ZM239 74V73H238ZM12 75V74H11ZM65 75V73H64ZM96 75V74H95ZM103 75V73H102ZM101 75V76H102ZM105 75V74H104ZM103 75V76H104ZM9 76V75H8ZM7 76V77H8ZM46 76V75H45ZM145 76V75H144ZM186 76V75H185ZM65 77V78H64ZM97 77V76H96ZM140 78L142 77V74L139 76ZM235 77V76H233ZM237 77V76H236ZM9 78V77H8ZM7 78V79H8ZM59 78L62 80H59ZM121 78V77H120ZM37 79V78H36ZM100 79V77H99ZM97 79V80H99ZM102 79V78H101ZM100 79V80H101ZM105 79V77H104ZM103 79V80H104ZM111 79V78H110ZM143 79V77L141 78ZM188 79V78H187ZM11 80V79H10ZM143 80V81H144ZM6 81V80H5ZM117 81V82H118ZM145 81V82H146ZM234 81V80H233ZM11 82V81H10ZM15 82V81H14ZM115 82V83H117ZM244 82V83H242ZM93 83V81H92ZM260 83V81H259ZM94 84V83H93ZM102 84V85H101ZM105 84H106V81H105ZM119 84V83H118ZM122 84V82H121ZM242 84V85H241ZM244 84V85H243ZM4 85V87H3ZM11 85V84H10ZM113 85V84H112ZM111 85V86H112ZM187 85H193V84H188ZM228 85V84H227ZM6 86V87H5ZM89 86V87H88ZM117 86V85H116ZM181 86V84H180ZM186 86V85H185ZM199 86V85H198ZM201 86V85H200ZM229 86L230 83H229ZM244 86V87H243ZM188 87V86H187ZM190 87V86H189ZM197 86H194V88H196ZM203 87V85L201 86ZM227 87V86H226ZM240 87V88H239ZM90 88V89H89ZM182 88V86H181ZM184 88V87H183ZM191 89H193L192 87H190ZM200 88V87H199ZM18 89V88H17ZM111 89V87H110ZM109 89V90H110ZM120 89V88H119ZM145 89V88H144ZM147 89V88H146ZM174 89H177L176 87ZM179 89V88H178ZM186 89V88H185ZM11 90V91H10ZM22 90V89H21ZM159 90V89H158ZM198 90V88H197ZM260 90V89H259ZM258 90V93L261 94V92H259ZM179 91V90H178ZM183 91V90H182ZM181 91V92H182ZM195 91V90H194ZM222 91V90H220ZM17 92H21V91H17ZM141 92V93H142ZM172 92V91H171ZM187 89H186V93H187ZM190 92H192L190 90ZM189 92V93H190ZM218 92V91H217ZM139 92H137V95L138 98L141 97V95L139 96L138 94ZM185 93V95H186ZM198 93V92H197ZM196 93V94H197ZM215 93V92H214ZM263 93V92H262ZM172 94V93H171ZM177 94V93H176ZM175 94V95H176ZM180 94V93H178ZM192 94V93H190ZM195 94V93H193ZM221 94V93H220ZM122 95V96H121ZM149 95V94H148ZM189 95V94H188ZM219 95V94H218ZM264 95V93H263ZM130 96V94H129ZM135 96V97H136ZM184 96V93L183 95ZM192 96V95H191ZM256 96L258 97V94L256 93V95L254 96L256 98ZM187 97V96H186ZM216 97V96H215ZM264 97V96H263ZM262 97V98H263ZM147 98V97H146ZM191 98V97H190ZM200 98V97H199ZM214 98V99H213ZM253 98V99H255ZM261 98V96L259 97ZM261 98V99H262ZM128 98H126L125 100H127ZM194 99V98H193ZM264 99V98H263ZM136 100V99H135ZM149 100V99H147ZM166 100V99H165ZM191 100V99H190ZM196 100V98H195ZM195 100H192L195 101ZM198 100V99H197ZM222 100V101H221ZM139 101V100H138ZM150 101V100H149ZM163 101V100H162ZM210 101V100H209ZM262 104H264L262 102V100H260ZM264 101V100H263ZM6 102V103H5ZM137 102V101H136ZM191 102V103H192ZM206 102V101H205ZM257 102V101H256ZM4 103V104H3ZM163 103V102H162ZM164 103H166L164 101ZM199 103V101H198ZM258 103V102H257ZM120 104V105H119ZM139 104V103H138ZM147 104V103H146ZM196 104V103H195ZM193 104V105H195ZM201 104V103H200ZM145 105V104H144ZM153 105V104H152ZM155 105V104H154ZM139 106V105H138ZM161 107H163V104L161 105V102H160V105ZM192 106V105H191ZM196 106V105H195ZM143 107V106H142ZM146 107V106H145ZM168 107V106H167ZM194 107V106H193ZM203 107V105L201 106ZM1 108V107H0ZM119 108V109H120ZM152 108V107H151ZM155 108V107H154ZM157 108L158 105H157ZM165 108V107H164ZM207 108V107H206ZM205 106H204V109H206ZM201 109V108H200ZM200 109L198 108L199 112L202 113V111H204V109L202 108V111H200ZM208 109V108H207ZM142 110V109H141ZM151 110V109H150ZM161 110V109H160ZM209 110V109H208ZM146 111V110H145ZM152 111V110H151ZM150 111V112H151ZM162 111L164 112V109H162ZM211 111V110H210ZM212 111L214 112L215 110L212 109ZM211 111V112H212ZM1 112V111H0ZM149 112V111H148ZM153 112V111H152ZM151 112V113H152ZM156 114L157 111H155ZM158 112L160 113V111L158 110ZM206 112V111H205ZM204 112V113H205ZM241 112V111H240ZM124 113V112H123ZM154 113V112H153ZM152 113V114H153ZM148 114V113H147ZM155 114V113H154ZM126 115V114H125ZM124 115V117H125ZM134 115V114H133ZM132 115V116H133ZM140 115V114H139ZM146 115V114H145ZM149 115V114H148ZM162 115V114H161ZM175 115V114H174ZM173 115V116H174ZM234 115V114H233ZM236 115V113H235ZM238 115V116H237ZM234 119H238L239 117V114H237ZM242 116H240L241 118L244 116L243 114H241ZM2 116V115H1ZM127 116V115H126ZM142 116V115H141ZM140 116V117H141ZM158 116V115H157ZM160 116V115H159ZM130 118V116H128ZM134 117V116H133ZM139 117V118H140ZM56 120H55V119ZM128 118V119H129ZM137 118V117H136ZM233 118V116H232ZM54 120V123H52ZM133 120V122L131 123V121L128 122L130 123L129 126L131 124H133L136 120L135 118L131 119ZM229 120V119H228ZM227 120V121H228ZM231 120V119H230ZM51 121V122H49ZM115 121V122H114ZM143 121V120H142ZM141 121V122H142ZM149 121V120H147ZM146 121V122H147ZM233 121L235 120H232L230 122H232L233 124ZM229 122V121H228ZM143 123V122H142ZM205 123V122H204ZM203 123V124H204ZM128 124V123H127ZM182 124V123H181ZM200 126L201 124L198 123ZM185 125V124H184ZM189 125V124H188ZM194 125V124H192ZM198 125V126H199ZM205 125V124H204ZM207 125V124H206ZM127 125L125 124V128H128L126 127ZM183 126V125H182ZM190 126V125H189ZM231 126V125H230ZM233 126V125H232ZM231 126V127H232ZM185 127V126H184ZM192 127V126H191ZM191 127H185V132H186V129L189 130L190 132V129ZM124 128V127H122ZM233 128V127H232ZM119 129V128H118ZM121 129V127H120ZM119 129V132H120V135H121V132L123 131H120ZM231 129V128H229ZM121 130H125V129H121ZM117 132V130H116ZM112 133L115 135V133ZM118 132V133H119ZM125 132V131H124ZM193 132V131H192ZM127 133V131H126ZM234 134V132H232ZM184 134V133H183ZM231 134V133H230ZM123 135V134H122ZM121 135V136H122ZM126 135V134H125ZM119 136V135H118ZM120 136V137H121ZM124 136V135H123ZM235 136V134H234ZM232 134L230 135V138H228V142L226 144L228 150H229V155L231 156V154H237V153H241V151H245L247 150L248 148V145L246 143H243V144H239L237 143L238 147L237 149H235L237 145H235L236 143V139L234 140V137ZM233 137V138H232ZM234 140V141H233ZM104 141V143H106L105 141H110L108 142V144H102ZM110 143V145H109ZM119 143V142H118ZM95 145V146H94ZM108 145V146H107ZM107 146V148H106ZM151 146V145H150ZM116 147L112 148L113 150L111 151L113 153L114 149ZM226 148V147H225ZM94 149V150H95ZM118 149V148H117ZM120 149V148H119ZM152 149L149 148V150ZM95 150V151H97ZM148 150V151H149ZM94 151V152H95ZM125 151V150H124ZM133 151V150H132ZM154 151V150H152ZM235 151L237 153H235ZM107 152V151H106ZM105 152V153H106ZM121 152V150L119 151ZM131 152V150H130ZM155 152V151H154ZM228 152V151H227ZM95 153H98L95 152ZM104 153V155H105ZM108 153V154H109ZM115 153V151H114ZM90 154V153H89ZM90 155V159H92L93 156ZM102 155L101 157L103 158ZM113 155V154H112ZM115 155V154H114ZM150 155V154H149ZM153 155V154H152ZM155 155V153H154ZM95 156V155H94ZM97 156V155H96ZM109 156H111L109 154ZM117 156V155H116ZM211 156V155H210ZM98 157V156H97ZM97 157H94V158H97ZM105 157V156H104ZM113 158L115 156H112ZM151 157V156H150ZM232 157V156H231ZM230 157V158H231ZM86 158V159H85ZM107 158V157H106ZM109 158V157H108ZM155 157L151 158L152 160L154 159ZM233 158V157H232ZM112 159V158H111ZM201 159H203L201 157ZM211 159V158H210ZM95 160V159H94ZM93 160V161H94ZM150 160V159H149ZM150 160V161H152ZM193 160V159H192ZM196 162L194 161L193 163L189 164L187 167L189 168V170H193V169H198V167L200 166H197L199 164V160L195 159ZM231 160V159H229ZM90 161V160H89ZM87 161V163L85 164H89ZM139 161V160H138ZM148 161V160H147ZM207 161V160H206ZM101 162V161H100ZM153 162V161H152ZM151 162V163H152ZM210 162V161H209ZM83 163V162H82ZM137 163V162H135ZM144 163V162H142ZM141 163V164H142ZM150 163V162H148ZM150 163V164H151ZM188 162H186L187 164ZM190 163V162H189ZM202 163V162H200ZM205 163V161H204ZM207 163V162H206ZM94 164V163H93ZM102 164V163H101ZM150 166L149 169H151V167H154V166ZM153 164V163H152ZM185 164V165H186ZM209 164V163H207ZM79 165V166H80ZM83 165V164H82ZM97 165V164H95ZM136 165V164H135ZM143 165V164H142ZM202 165V164H201ZM206 165V164H205ZM211 165V164H210ZM92 166V165H91ZM100 166V165H98ZM139 167V165H137ZM197 166V167H196ZM88 167V166H87ZM97 167V166H96ZM143 167V166H142ZM141 167V168H142ZM185 167V168H187ZM135 168V167H134ZM137 168V167H136ZM146 168V167H145ZM144 168V169H145ZM187 168V169H188ZM204 168V167H203ZM90 169V168H89ZM94 169V168H93ZM102 169V168H101ZM139 169V168H138ZM143 169V170H144ZM153 169V168H152ZM156 169V168H155ZM186 169V170H187ZM201 168H199L200 170ZM217 169V168H216ZM105 169H103L104 171ZM198 171V170H197ZM138 172V171H136ZM186 172V171H185ZM196 174L197 172L195 171H192L191 173ZM225 172V171H224ZM95 173V172H94ZM142 173V172H141ZM146 174L148 173L147 170L145 172ZM151 173V172H150ZM228 173V177L226 178H229L231 177V174L234 173V170H229L227 171ZM146 174L143 173L144 176H141V177H145L147 176ZM156 174V173H154ZM179 174V173H178ZM181 174V173H180ZM199 174V172H198ZM246 174V173H245ZM254 175H259L261 177L264 178V170H261L257 173H253ZM94 175H91L92 177ZM107 175V174H106ZM142 175V174H141ZM90 176V178H91ZM140 176V174H139ZM139 176H136L138 179L140 178ZM155 177V176H154ZM220 177V176H219ZM195 178V177H194ZM193 178V179H194ZM221 178V177H220ZM225 178V177H224ZM233 178H235L233 176ZM95 177L91 180H94ZM142 179V178H141ZM141 179H139L138 182H141ZM261 179V178H260ZM258 180V179H257ZM96 181V180H95ZM113 181V180H112ZM143 181L145 182L146 179L143 178ZM190 181V180H189ZM224 181V180H223ZM231 181V180H230ZM233 181V180H232ZM259 181V180H258ZM222 182V181H221ZM228 182V181H227ZM264 183V181H262ZM261 182V183H262ZM112 183V182H110ZM115 183V182H114ZM113 183V184H114ZM146 183V182H145ZM154 183L156 182H153V184L150 186V190L152 191L153 189H151L152 187H155L154 186ZM191 183V182H190ZM189 183V184H190ZM193 183V182H192ZM254 183V182H253ZM259 183V182H258ZM75 184H78L77 187H75ZM92 184V185H91ZM137 184V183H136ZM136 184H132V187L131 189H129L131 192L129 193H136L137 196H139L138 194H141L139 191H141L140 187L138 186H135ZM198 184V183H196ZM215 184V183H214ZM213 184V185H214ZM219 184V183H218ZM222 184V183H221ZM229 184V183H228ZM94 185V187H92ZM212 185V184H211ZM210 185V186H211ZM226 185V184H224ZM224 185H221L223 189V186ZM80 186V187H79ZM139 186H141L139 184ZM157 186V185H156ZM197 186V185H195ZM228 186V185H227ZM114 187V185H113ZM112 186L110 188H113ZM122 186H120V189L122 190L123 187L121 188ZM190 187V186H189ZM202 187V186H201ZM207 187V186H206ZM79 188V190L82 192V195L83 196H80L81 199H76L74 195L75 193L77 194L78 192H74V191H77ZM116 190H120L118 188H116V186L114 187ZM130 188V186L128 187ZM179 188V187H178ZM192 188V187H191ZM115 189H113L114 191H116ZM144 189V188H143ZM142 189V190H143ZM157 189V188H155ZM177 189V188H176ZM196 189V188H194ZM216 189V188H215ZM217 189H219V187H217ZM216 189V190H217ZM231 189V188H230ZM125 190V189H123ZM128 190V189H126ZM214 190V189H213ZM212 190V191H213ZM215 190V191H216ZM224 190V189H223ZM112 191V189H111ZM113 191V192H114ZM144 191V190H143ZM155 193L156 190H154ZM209 191V190H208ZM219 191V190H218ZM222 191V190H220ZM232 191V190H231ZM108 192V191H107ZM112 192V193H113ZM117 192V191H116ZM116 192H114L113 194H115L116 196ZM142 192V191H141ZM147 192V191H146ZM150 192V191H149ZM205 192V191H204ZM217 192V191H216ZM224 192V191H222ZM264 192V191H263ZM110 193V190H109V193L108 194H112ZM133 193V195H134ZM154 193V194H155ZM206 193V192H205ZM211 193V192H209ZM214 193V191H213ZM80 194V193H78ZM77 194V195H78ZM118 194H120L122 197V193L118 191ZM117 194V195H118ZM135 194V195H136ZM145 194H148V193H142V195H145ZM158 194V193H157ZM201 194V193H200ZM207 194V193H206ZM263 194V193H262ZM109 195V196H110ZM130 195V194H129ZM133 195H130V196H133ZM156 195V194H155ZM159 195V194H158ZM157 195V197H158ZM211 195V194H210ZM223 195V194H222ZM221 195V196H222ZM226 195V194H225ZM108 196V195H107ZM119 196V195H118ZM151 197V194L149 195ZM213 196V195H212ZM77 197V196H76ZM198 197V196H197ZM204 197V196H203ZM207 197V196H206ZM227 197V196H226ZM235 197V196H234ZM236 197H237V194H236ZM155 198V197H154ZM153 198V205L158 203L156 200V202L154 201L155 199ZM159 198V197H158ZM189 198V197H188ZM245 198V197H244ZM263 198V197H262ZM151 199V198H150ZM199 199V198H198ZM213 198H211L212 200ZM223 199V198H222ZM226 199V198H225ZM79 200V201H77ZM92 202H91V201ZM209 200V199H208ZM210 200V201H211ZM244 200V199H243ZM160 201V200H159ZM186 201V200H185ZM188 201H191V200H188ZM155 202V203H154ZM196 202V200H195ZM204 202V201H202ZM220 202V200H219ZM242 202V201H241ZM192 203V202H191ZM217 203V202H216ZM76 204H79V210L80 208H84L86 207L85 209H81L83 211H86V210H92L93 208V211L95 210L94 213H91L93 214L92 216L89 215V217L87 216L86 218V215H87V212H76L74 210H76ZM131 204L132 206L134 207H131ZM183 204V203H182ZM203 204V203H202ZM210 204V203H209ZM224 204V203H223ZM114 205L116 206L117 204H115L114 202ZM122 205V206H121ZM187 205V204H186ZM197 205V204H196ZM201 205V204H200ZM218 205V204H217ZM156 206V205H155ZM159 206V205H158ZM188 206V205H187ZM199 206V205H198ZM202 206V205H201ZM227 206V205H225ZM75 207V208H74ZM118 207V206H117ZM116 207V208H117ZM152 207V206H151ZM78 208V207H77ZM200 208V207H198ZM151 209V208H150ZM185 209V208H184ZM187 209V208H186ZM190 209V208H189ZM117 210V211H116ZM154 210V209H152ZM183 209H181L182 211ZM78 211V209H77ZM151 211V210H150ZM156 211V209H155ZM188 211V210H187ZM186 211V212H187ZM197 211V210H196ZM195 211V212H196ZM210 211V210H209ZM225 211H228V210H225ZM231 211V210H230ZM113 212V211H112ZM151 212H154V211H151ZM177 212V211H176ZM88 212V214H91ZM198 213V212H197ZM212 213V212H211ZM221 213V212H220ZM233 213V212H232ZM196 214V213H195ZM177 215V214H175ZM197 215V214H196ZM205 215V214H204ZM212 215V214H211ZM235 215V214H234ZM156 216V215H155ZM154 219V221H158L157 220V217ZM183 216V215H182ZM193 216V215H192ZM214 216V214H213ZM217 216V215H216ZM151 217V218H149ZM208 217V216H207ZM210 217V216H209ZM221 217V216H220ZM219 217V218H220ZM225 217V216H224ZM236 217V216H235ZM159 218V217H158ZM189 218V215L188 217ZM212 218V217H211ZM217 218V217H216ZM83 219H86L83 220ZM140 219V220H139ZM146 221H144V220ZM183 219V218H182ZM191 219V218H190ZM189 219V220H190ZM207 219V218H206ZM231 219V218H230ZM83 220V222H86L84 224H80L81 221ZM138 220V222H136ZM160 220V219H159ZM211 220V219H210ZM209 220V221H210ZM214 220V219H213ZM109 221V223H108ZM136 222L137 224L135 225L133 222ZM144 221V222H143ZM152 221V220H151ZM151 222L153 225L156 223L155 226H158L157 225V222L154 223ZM182 221V220H181ZM194 221V220H193ZM215 221V220H214ZM82 222V223H83ZM112 222V223H111ZM159 222V221H158ZM176 222V221H175ZM192 222V221H191ZM202 222V221H201ZM213 222V221H212ZM107 223L109 224V226L107 225ZM137 227L135 229L134 225ZM180 223V222H178ZM205 223V221H204ZM210 223V222H208ZM218 223V224H217ZM215 225L216 226H219V222H217ZM139 224V225H140ZM151 224V225H152ZM181 224V223H180ZM79 225V226H78ZM81 225H84L82 226L81 228L77 229L78 227H80ZM184 225V224H183ZM211 225V224H210ZM209 225V226H210ZM251 225V224H250ZM106 226L108 228H111L113 227V231L112 234L111 232L108 233L106 231ZM182 226V225H181ZM189 226V225H188ZM203 226V225H202ZM206 226V224H205ZM252 226V225H251ZM153 227V226H152ZM201 227V226H200ZM199 227V228H200ZM207 227V226H206ZM248 227V226H247ZM154 228V227H153ZM205 228V227H204ZM203 228V229H204ZM209 228V227H208ZM215 228V226H214ZM253 228H254V225H253ZM151 229V228H150ZM202 229V228H201ZM212 229V227H211ZM210 229V230H211ZM223 229V228H221ZM249 229V228H248ZM159 230V229H158ZM161 230V229H160ZM159 230V231H160ZM200 230V229H199ZM205 230V229H204ZM209 230V231H210ZM253 230V229H252ZM202 231V230H200ZM207 231V232H209ZM212 231V230H211ZM250 230H248V233H249ZM155 232V231H154ZM251 232V231H250ZM140 233V234H139ZM156 234H158V232H155ZM201 233V232H200ZM109 234V235H108ZM199 234V233H197ZM207 234V233H206ZM150 235V234H149ZM160 235V233H159ZM192 235V234H191ZM200 235V234H199ZM204 235V234H203ZM251 234H248V236H246V238H244L243 242L241 241L238 242V244L236 243V246H227L225 247L224 249H226V252L227 254L231 253L232 250L234 251V249H238L240 247H243L245 246L244 248L245 249H248L251 242L253 243L254 241H252L253 237L255 236H251ZM146 236V235H145ZM144 236V237H145ZM162 236V235H161ZM160 236V237H161ZM189 236V235H188ZM194 236V235H193ZM202 236V235H201ZM143 237V238H144ZM154 237V236H153ZM191 237V236H189ZM197 237V238H196ZM194 237L195 240L198 239V236ZM200 237V236H199ZM208 237V235H207ZM152 238V236H151ZM156 238V237H155ZM159 238V237H158ZM169 238H171L169 236ZM185 238V237H184ZM256 238V237H255ZM146 239H149L148 237ZM181 239V238H180ZM200 239V238H199ZM210 239V238H208ZM142 240V239H141ZM145 240V239H144ZM150 240V239H149ZM148 240V241H149ZM157 240V239H156ZM178 240V239H177ZM193 240V245L196 243L194 239ZM154 242V240H152ZM173 241V240H172ZM171 241V242H172ZM176 241V240H174ZM179 241V240H178ZM177 241V243H178ZM188 241V239H187ZM186 241V242H187ZM197 241V240H196ZM199 241V240H198ZM201 241V240H200ZM204 241V240H203ZM141 242V241H140ZM147 242V241H146ZM170 242V243H171ZM185 240H184V243H186ZM195 242V243H194ZM202 242V241H201ZM199 243V242H198ZM197 243V244H198ZM134 244L132 243V245L134 246ZM135 244V245H136ZM139 244V243H138ZM150 244V243H149ZM152 244V243H151ZM179 244V243H178ZM234 244V243H233ZM130 245V244H129ZM176 245V244H175ZM185 245V244H184ZM192 245L191 244V241L189 243V246ZM196 245V244H195ZM247 245V247H246ZM249 245V246H248ZM257 245V243H256ZM132 246V247H133ZM170 246V245H169ZM179 247L181 245H178ZM259 246V245H258ZM258 246H253L254 248L258 247ZM177 247V246H176ZM183 247V246H181ZM180 247V248H181ZM185 247V246H184ZM233 247V249H231ZM129 248V247H127ZM171 249L172 247H167V248H164L168 254V258H167V254L163 253V256H160L161 251H160V254L158 255L157 253H154L157 254V255H154L153 253V250L151 251L150 249V252L152 253L147 256L148 258H152L151 261H150V264H157L160 262V260L163 259V261L161 262H164L165 259L170 260L171 263H172V260L175 261L173 264H178L177 261L179 259H183L182 257H180L181 255L184 257L186 256L185 254V251H183V249L181 248V250L179 251V249L177 250H173L171 249V251H169V249ZM175 248V247H174ZM242 249V253L239 252L238 250V253L241 255L244 253V251H246L245 249ZM153 249V248H151ZM231 249V250H230ZM252 249L251 246L249 248V251L250 252ZM258 249V248H257ZM2 250L3 253H1L0 251V254H4L5 252ZM160 250V249H159ZM241 250V248H240ZM254 250V249H252ZM169 251V252H168ZM13 252V251H12ZM120 252V251H118ZM116 252V253H118ZM125 252V251H124ZM149 252V253H150ZM158 252V251H156ZM163 252V250H162ZM188 252H189V249H188ZM187 252V253H188ZM220 252V251H219ZM216 253L211 262L209 261L210 264H215V262L219 261L221 258V256L224 254V252L222 253ZM255 252V251H254ZM190 253V252H189ZM233 253V252H232ZM236 253V252H235ZM246 253V252H245ZM257 253V252H256ZM6 254V253H5ZM12 254V253H11ZM133 254V253H132ZM228 254V255H229ZM247 254V253H246ZM250 254H253L252 252ZM249 254V255H250ZM16 255V254H15ZM134 255V254H133ZM132 255V256H133ZM138 255V254H137ZM152 255V256H151ZM227 255V256H228ZM236 255V254H235ZM244 255V254H243ZM255 255V253H254ZM19 256V257H18ZM166 256V257H164ZM230 256V255H229ZM238 256V255H237ZM2 257V256H1ZM0 257V258H1ZM4 257V256H3ZM136 256H134L135 258ZM146 257V259H147ZM233 257V256H232ZM240 257V256H239ZM238 257V258H239ZM5 258V257H4ZM9 258V256H8ZM224 258H228V257H224ZM223 258V259H224ZM231 258V256L229 257ZM3 259V258H2ZM0 259V261L2 260ZM235 259V258H234ZM144 260V259H143ZM148 260V259H147ZM150 260V259H149ZM179 260V261H181ZM186 260V259H185ZM236 260V259H235ZM146 261V260H145ZM159 261V262H158ZM166 261V260H165ZM168 261V262H170ZM183 261V260H182ZM10 262V261H9ZM144 262V261H143ZM147 262V261H146ZM144 263V264H148L147 263ZM221 261H219V264ZM165 263V262H164ZM170 263V264H171ZM181 263V262H180ZM160 264V263H159ZM168 264V263H167ZM222 264H225V263H222Z\"/></svg>",
  "mask_w": 264,
  "mask_h": 264
}]
</instances>
